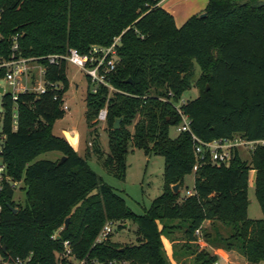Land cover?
<instances>
[{"label": "trees", "instance_id": "1", "mask_svg": "<svg viewBox=\"0 0 264 264\" xmlns=\"http://www.w3.org/2000/svg\"><path fill=\"white\" fill-rule=\"evenodd\" d=\"M160 1L0 0V56L15 51L37 57L46 66V80L54 82L43 93L19 92L14 100L7 92L2 98L1 155L8 173L25 184V205L16 203L15 190L9 189L0 212L5 260L31 257L28 264H74L61 255L69 241L77 259L169 264L163 238L175 230H183L181 250L193 256L194 264L218 261L211 249L201 248L200 238L239 252L249 263L264 260V145L256 146L250 161L235 149L228 164L206 160L194 171L191 134L170 135V127L181 122L174 100L196 86L197 97L180 106L194 134L205 141L236 134L264 139V0H209L206 15L195 13L180 26ZM116 36L118 55L109 73L116 90L109 95L108 87L99 85L93 92L88 79L86 120L93 128L99 111L107 108L109 151L102 152L94 127L92 152L119 179H125L127 156L135 148L164 157L162 193L142 214L127 206L86 156L53 132L65 115L69 81L66 59L50 62L48 55L71 47L87 52L94 44L110 45ZM6 69L0 68V79ZM49 151H59L65 159H37ZM251 169L262 218L248 215ZM190 173L194 193L181 198L172 187H181ZM124 218L137 224V244L121 249L109 238L96 242L108 220ZM206 220L209 227L203 226Z\"/></svg>", "mask_w": 264, "mask_h": 264}, {"label": "rangeland", "instance_id": "2", "mask_svg": "<svg viewBox=\"0 0 264 264\" xmlns=\"http://www.w3.org/2000/svg\"><path fill=\"white\" fill-rule=\"evenodd\" d=\"M40 60L38 59V62ZM41 62V61H40ZM37 62H31L30 71L19 75V84L10 85L6 80L0 79V85L4 88V92H0V135L2 131L4 106L2 104L3 95L7 92L12 95H18L24 88L35 91L40 84L53 85L54 82L46 80L44 74L41 78L40 72L36 67ZM67 76L69 81V89L64 95V103H67L68 109L64 110L65 115L62 119L56 122L54 133L66 137L70 143L77 147L78 152L86 156L91 168L100 175L103 180L111 185L120 195L125 198L127 206L138 214H142L150 207L152 201L162 193L164 186V170L165 160L161 155H147L144 150L135 148L130 151L127 156V170L125 179H119L109 173L101 163V160L92 152L94 145L92 144L93 136L91 131L94 127L98 130V141L103 153L109 151L108 146V131L106 123L96 122L93 128L86 120V96L89 89L88 80L84 71L77 65L67 63ZM199 74L198 65H196V74ZM77 85V86H76ZM114 90H111L109 95ZM198 95V89L194 86L191 90L183 93L179 101H175V106H181L184 102L189 101ZM64 105V104H63ZM66 128L63 133L62 129ZM178 134L177 126L170 127V135L175 137ZM240 154L243 159L250 161L251 151L246 148L240 149ZM59 151H49L42 153L37 159L55 160L59 157ZM255 178L256 171H249V209L248 215L251 218H262L263 212L255 194ZM194 190V173L185 176L184 184L179 187L180 197L192 195ZM191 191V192H189ZM15 202L20 206L25 205V184L20 181L15 189ZM170 224H178L179 220H165ZM105 225H110L113 228L112 233L101 242L107 240L114 241L117 246L123 249L124 246H130L138 243L137 224L129 218L120 220H108ZM104 225V226H105ZM58 232V231H57ZM203 237V236H202ZM183 230H175L170 236H164L163 252L168 257L169 264H194L193 256L184 255L181 247L184 243ZM200 240H204L200 238ZM199 240V243H200ZM97 243L98 242L96 240ZM202 248V245L200 243ZM63 255V253L61 254ZM66 258L74 264H101L96 259H77L74 253L66 256ZM116 264H123L116 262Z\"/></svg>", "mask_w": 264, "mask_h": 264}, {"label": "built area", "instance_id": "3", "mask_svg": "<svg viewBox=\"0 0 264 264\" xmlns=\"http://www.w3.org/2000/svg\"><path fill=\"white\" fill-rule=\"evenodd\" d=\"M120 36H116L114 41L110 45H98L94 44L91 46L89 51L81 52L77 47H71L66 53L61 54H49L48 60L50 62H58L61 58L66 59L67 63L71 62L78 67H80L87 80L89 79L92 83V91L96 92L99 85H104L108 89L116 90L109 80V73L115 68V62L118 55L117 45L119 43ZM18 48V43L14 40L13 49ZM31 62H37L36 67L40 72V76L45 74L46 66L43 62H38L37 57L33 56H22L17 55L14 51L10 57L5 58L0 56V68L6 67V73L4 75V80L10 85L19 84V75L27 73L31 69ZM46 85L40 84L35 91L24 88L22 92L33 91L36 93H43L46 90ZM13 99H17V95L13 94ZM64 110L68 109L67 103L63 105ZM178 113L181 116V122L177 125L178 132H189L192 136L194 142V153L196 156V163L193 166V170L196 171L203 161L210 160L212 163L228 164L233 156L235 149L246 148L254 151L257 145H264V139L251 140L247 137L236 134L231 137H220L215 138L210 141H205L193 133L190 126V117L181 111L179 106H176ZM4 116V113H3ZM18 116L17 108L14 107L13 118L16 123ZM98 122H106L107 120V108H102L96 118ZM5 140V135L1 131L0 135V212L3 209V201L7 191L10 189L15 190L18 187L20 180L15 179L11 174L8 173L6 163L3 161L1 155L3 151V143ZM113 231L110 225H105L101 230L97 241L101 242L107 236H109ZM196 233L200 236V230L198 229ZM65 252L62 256H68L71 253V248L69 246V241H65ZM2 245L0 244V263L1 264H28L31 257L23 259L21 257H16L12 260H5L1 251ZM57 264H61L58 262Z\"/></svg>", "mask_w": 264, "mask_h": 264}, {"label": "crops", "instance_id": "4", "mask_svg": "<svg viewBox=\"0 0 264 264\" xmlns=\"http://www.w3.org/2000/svg\"><path fill=\"white\" fill-rule=\"evenodd\" d=\"M208 1L209 0H161L160 4L173 14L176 24L178 26H180L191 15H193L195 13L203 12L204 9L206 8L207 4H208ZM59 120L60 119H58L57 121H59ZM56 122H55V124H56ZM55 124H54V127H55ZM54 127H53V132H54ZM65 131H66V128H63L62 132L64 133ZM64 138H66V137H64ZM70 144L74 147V149L76 151H78L77 147H75L72 143H70ZM61 156H62V154L60 153V155H59V157H57V159L60 158ZM189 192H191V191H189ZM193 193H194V190H193ZM210 225H211L210 220H206L203 223L204 227H209ZM200 243H201L202 247H207V248L211 249V251L214 254L218 255L217 264H264V260L259 262V263H249L245 259V257L242 254H240L239 252H237L235 250H226L222 247L212 246L208 242H206L205 240H200Z\"/></svg>", "mask_w": 264, "mask_h": 264}, {"label": "water", "instance_id": "5", "mask_svg": "<svg viewBox=\"0 0 264 264\" xmlns=\"http://www.w3.org/2000/svg\"><path fill=\"white\" fill-rule=\"evenodd\" d=\"M200 15H201V16L206 15V11L201 12ZM127 81H128V82H132V79L129 78ZM0 92H2V93L4 92V88H3L1 85H0ZM120 122H121V119L118 118V119L116 120V122H115V126H114L115 129L119 128V126H120ZM64 159H65V156H62L61 159H60V162L63 161ZM179 187H180V184L177 183V184L173 185L172 189H173L174 192H177V191L179 190ZM12 209H13V211H15V212L17 211V208L12 207ZM69 222H70V218H67L66 221H65V226H68ZM58 238H60V235H58ZM4 248H5V247H4Z\"/></svg>", "mask_w": 264, "mask_h": 264}]
</instances>
